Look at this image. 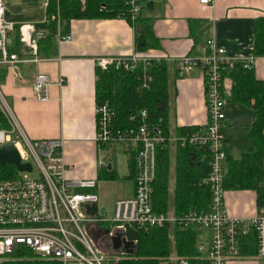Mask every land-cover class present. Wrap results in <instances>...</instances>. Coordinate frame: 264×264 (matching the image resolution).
<instances>
[{
    "label": "built area",
    "instance_id": "2783aa9c",
    "mask_svg": "<svg viewBox=\"0 0 264 264\" xmlns=\"http://www.w3.org/2000/svg\"><path fill=\"white\" fill-rule=\"evenodd\" d=\"M80 1L86 4V0ZM201 1L210 3L212 0ZM126 3L131 10V18L138 17L142 10L141 0H126ZM5 9L4 0H0V64L22 60L17 52L8 51L6 46L8 31H12L16 23L5 19ZM20 30L21 40L36 53L35 27L23 24ZM71 36L68 33L64 38ZM205 47V52L188 53L177 61L182 75L191 73L197 66L203 71L206 119L196 131L181 137V141L184 144L189 139L210 149V170L200 181L211 190V201L206 210L191 209L177 214L169 208L165 211L155 209L152 194L157 175V150L164 145L167 137L162 127L146 121L138 126H117L114 120L116 111L106 100L96 106L95 140L101 147L114 143L136 152L138 172L135 192L117 197L111 215L99 208L97 213H89L87 204L99 201V195L94 190L97 179L69 177L63 139L28 137L0 90V107L13 124L11 130L0 129V145L15 142L22 160L30 161L33 166L31 171L18 170V175L0 179V260L26 248L37 257L58 264H111V259L118 260L121 254L131 255L115 249L112 239L118 231L123 232L126 238V224L129 223L138 233L141 229L148 231L167 224L199 228L197 247L209 264H228L232 259L246 258L264 261V205H260L250 217L232 215L226 205L228 188L224 184L228 154L224 147L226 135L223 126L227 119V101L231 99L234 84L230 71L237 63L252 67L257 56L254 53H230L215 36L207 39ZM165 58L169 56L144 54L135 47L129 55L99 56L95 61L102 67L114 65L130 71L141 67L138 89L144 90L152 87L154 74L151 68L154 62ZM49 85L48 73L39 71L33 87L35 95L46 99ZM142 115L145 118L146 109L142 110ZM16 130L20 131V135L13 136ZM178 138L176 135L170 137L172 142ZM34 167L37 168L36 175L32 174ZM203 228L210 231L207 242L202 236ZM253 230L257 236V252L243 254L242 238ZM101 231L106 238V250L99 245L103 239ZM138 241L139 238L135 239L136 243ZM163 264H189V261L172 254Z\"/></svg>",
    "mask_w": 264,
    "mask_h": 264
},
{
    "label": "crops",
    "instance_id": "0c3cea01",
    "mask_svg": "<svg viewBox=\"0 0 264 264\" xmlns=\"http://www.w3.org/2000/svg\"><path fill=\"white\" fill-rule=\"evenodd\" d=\"M47 2L5 0V18L19 22L20 26L23 25L20 22L24 21L34 26L36 22L46 19ZM141 2V16L150 20L156 38L147 50L139 52L157 57L169 56L165 59L169 66L171 131L181 125L204 123L207 111L202 68L197 66L191 73L182 75L177 59L188 53L205 52L206 39L211 36H215L230 53H253L255 21L264 16V0ZM190 20H194L192 27ZM58 28V54L41 57L22 41L26 47L25 54L20 56L22 60L6 64L7 72L0 79V90L28 137L63 139V152L69 165L68 176L96 178L94 190L99 195V209L112 212L117 197L134 194L135 178L129 175V154L123 145L101 147L95 140V59L99 56L131 54L136 47L135 28L124 17L59 18ZM192 28L201 41L194 38ZM68 33L72 36L64 38ZM8 42L15 47L14 33L9 34ZM254 68L256 75L264 79V55H257ZM39 71L48 73L50 77L46 99H39L34 93V82ZM226 111L224 147L228 155L240 157L253 144L249 131L256 117L255 108L251 102L247 104L231 98L227 101ZM119 150L123 151L121 155ZM109 163H114L117 168L119 175L116 180H130L121 185L125 187L122 193L117 192V186L109 188V182L114 179L99 178L100 168ZM171 171L174 172L175 181V165ZM170 190L173 194L171 184ZM225 198L229 212L235 216L250 217L260 206L257 191L250 188H229ZM169 209L175 210L172 204ZM206 230L203 228L202 232ZM248 260L251 261L232 259L228 264H250L256 258Z\"/></svg>",
    "mask_w": 264,
    "mask_h": 264
},
{
    "label": "trees",
    "instance_id": "16d2710c",
    "mask_svg": "<svg viewBox=\"0 0 264 264\" xmlns=\"http://www.w3.org/2000/svg\"><path fill=\"white\" fill-rule=\"evenodd\" d=\"M60 18L73 17H124L135 28V46L138 51L147 50L153 43L155 33L148 18L141 13L135 19L131 18V10L126 0H86L83 5L80 0H48L46 19L34 24L37 41V55L52 57L58 54ZM191 27L194 20H190ZM193 29V28H192ZM42 32L38 34V32ZM14 33L15 47L9 44V34ZM193 36L201 41L198 33ZM20 24L16 23L7 34L8 51L25 54L21 40ZM207 40V39H206ZM253 53L264 55V16L255 21ZM142 68L125 70L114 65L96 66V103L108 100L116 111L114 120L117 126H138L144 121L162 127L167 139L157 150V175L153 183V203L157 211H165L172 204L177 214L191 209L206 210L211 201V190L208 185L201 183L207 176L211 166L210 149L203 144L189 139L182 144L181 137L196 131L200 124L177 126L174 131L169 127L170 122V83L169 66L165 59L154 62L151 71L154 81L150 89H138L139 76ZM7 72L6 64H0V79ZM234 84L230 98L251 104L255 108L249 136L253 144L238 158L228 155L226 160V188L254 189L257 191L259 205H264V79L256 75L254 65L244 67L241 63L230 71ZM147 115H142V110ZM133 114L134 118L131 116ZM11 119L0 107V129L11 130ZM225 133V132H224ZM179 138L172 142L171 136ZM226 135V134H225ZM107 145H114L110 143ZM107 145H104L107 146ZM225 146V144H224ZM175 157V188L170 190L172 175V152ZM129 154L130 177L135 178L138 172L136 152L127 150ZM19 174L13 164L0 163V179L11 178ZM119 173L112 163L102 166L99 178L116 179ZM173 234V237L171 236ZM198 230L195 227H182L178 224H167L150 230L139 231L138 252L121 254L116 264H163L173 254L188 259L189 264H209L197 247ZM242 253L252 255L257 252L258 242L253 230L242 238ZM0 264H58L37 257L33 251L21 248L12 257L1 259Z\"/></svg>",
    "mask_w": 264,
    "mask_h": 264
},
{
    "label": "water",
    "instance_id": "95a60500",
    "mask_svg": "<svg viewBox=\"0 0 264 264\" xmlns=\"http://www.w3.org/2000/svg\"><path fill=\"white\" fill-rule=\"evenodd\" d=\"M0 163L1 164H13L18 170H29L33 169L30 161H23L20 150L17 144L13 141L5 142L0 145ZM111 167V163L108 165ZM88 212L95 214L98 211V202L87 204ZM126 238L123 237V232L118 231L113 237V247L115 249H121L123 252L128 254H134L138 252V243L135 239L139 238V233L129 223L126 224ZM124 241V244H123Z\"/></svg>",
    "mask_w": 264,
    "mask_h": 264
},
{
    "label": "rangeland",
    "instance_id": "374dc122",
    "mask_svg": "<svg viewBox=\"0 0 264 264\" xmlns=\"http://www.w3.org/2000/svg\"><path fill=\"white\" fill-rule=\"evenodd\" d=\"M4 2H5V0H4ZM45 3H46V0H45ZM5 7H6V3H5ZM5 16H6V14H5ZM6 19V18H5ZM6 20H8V19H6ZM27 20H31V19H27ZM11 21H13V20H11ZM15 22V21H14ZM16 23V22H15ZM17 23H19V22H17ZM20 23H22V24H33V23H31V22H29V21H24V22H20ZM35 23V22H34ZM224 131V130H223ZM16 135H20V131H18V130H16L15 131V133L13 134V136H16ZM226 139V138H225ZM118 149H119V147H118ZM121 149V148H120ZM120 155H121V153H123V151H121V150H119V152H118ZM234 158H238V157H236L235 155H232ZM174 166V155L172 154V167ZM33 175H36L37 174V168L36 167H34V170H33V173H32ZM126 181H130L129 179H126V178H123L122 180H116V179H114V180H112V182H109V188L111 189V188H113V186H117V192H119V193H122V192H124V190H125V187H122V186H124V183L126 182ZM170 183H171V187H172V190L174 191V188H175V181H174V172L172 171V175H171V181H170ZM119 184V185H118ZM122 185V186H121ZM108 213V215H111L112 213H113V211L112 212H107ZM198 230H199V228H198ZM101 235H102V237H103V239L101 240V242H100V247L101 248H103L104 250H106V245H105V239H104V234H103V231H101ZM199 236H201V231H199ZM202 236H204L205 238H204V240L207 242L208 241V239H209V230H206L205 232H202ZM107 251H111V249L110 248H107ZM120 257H121V255H120ZM119 257V258H120ZM248 259H251V258H246L245 260H243V259H241V261H251V260H248ZM118 260H116V259H111V264H116V262H117ZM250 264H263V260L262 259H256V261L255 260H252V262H249ZM248 264V263H247Z\"/></svg>",
    "mask_w": 264,
    "mask_h": 264
}]
</instances>
